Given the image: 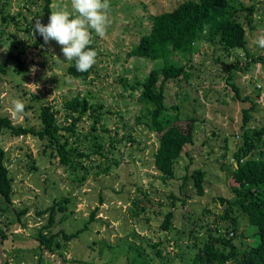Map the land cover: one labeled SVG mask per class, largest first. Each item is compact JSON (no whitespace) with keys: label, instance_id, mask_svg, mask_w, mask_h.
Returning a JSON list of instances; mask_svg holds the SVG:
<instances>
[{"label":"rangeland","instance_id":"374dc122","mask_svg":"<svg viewBox=\"0 0 264 264\" xmlns=\"http://www.w3.org/2000/svg\"><path fill=\"white\" fill-rule=\"evenodd\" d=\"M181 1L110 0L107 33L99 37L92 32L96 63L91 77L82 82L66 74L69 61L56 41L45 44L38 33L35 36L32 33L36 18L46 24L43 0H0L3 10L0 11V62L7 52L24 50L21 54L24 65L18 71L15 60L7 62V73L0 81V112L8 114L14 123L38 128L39 107L50 103L58 110V120L66 124L63 102L76 94L86 96L90 102L101 104V123L109 129L103 132L102 142L108 148L109 134L118 140L114 153H108V157L119 161L107 173L95 174L93 171L99 168L93 166L87 178L79 182L75 175H81L82 169L70 172L56 156L49 154L50 149L37 137L13 136L4 129L0 143L13 177V193L10 202L0 197V230L6 234L0 235V263L36 262L40 249L35 233L47 220V215H38L37 211L55 201H61L66 210L57 211L54 231L63 228L73 232L83 226L91 211L98 209L94 219L69 242L64 253L45 252L43 264H183L192 255L194 242L205 238L206 225L216 221L222 210L212 198L233 196L230 162L238 141L236 135L241 132V109L249 102L235 98L236 93L226 78L228 65L244 61L245 52L235 49L227 54L219 46L203 41L189 56L171 55L172 60L187 67L191 76L189 81L172 79L166 84L167 104L178 105L183 122H187L184 117L195 118L194 141L185 145L175 164L173 179L163 181L153 167L157 138L144 125L150 105L139 99L140 89L123 85L134 84L135 78L143 79L156 64L126 54L140 35L148 32L150 15L170 10ZM240 1L246 4L254 0ZM262 8L263 4L253 16L257 18L256 27L247 30L248 50L256 55H264V48L256 43L264 35ZM52 9L71 11V2L52 0ZM33 65L37 68L34 74L29 72ZM230 81L238 86L241 97L248 96L254 103L250 124L255 128L263 126L264 64L257 62L245 71L234 70ZM17 100L25 105L21 114L14 111ZM89 126L86 117L77 124L81 137L89 131ZM98 130L103 131L100 126ZM92 158L95 164H106L104 158ZM86 164L93 163L86 161ZM196 168L205 171L202 196L196 193L192 178L182 185L181 176ZM171 194L179 198L174 205L170 204ZM24 208L27 212L18 218L16 212ZM203 208L210 212L204 213ZM170 209L174 210L172 224L167 230L161 229L160 220ZM139 213L141 221L135 217ZM146 213L152 216L148 222L143 218ZM237 215L243 222V215ZM255 228L249 224L240 226L247 235L245 244L257 243ZM136 239L142 242L161 239L162 256L169 258V262L152 258V251L142 250L145 246L130 250L129 244Z\"/></svg>","mask_w":264,"mask_h":264},{"label":"trees","instance_id":"16d2710c","mask_svg":"<svg viewBox=\"0 0 264 264\" xmlns=\"http://www.w3.org/2000/svg\"><path fill=\"white\" fill-rule=\"evenodd\" d=\"M236 0H182L170 10L156 12L150 15V26L148 32L140 35L139 40L131 46L126 53L127 56H134L149 59L156 62L151 67L143 79L134 80V84L124 82V86L132 89H140L139 99L149 104L144 125L156 134L157 147L153 152V167L158 173V177L163 181L176 177L175 164L178 158L184 153V147L194 141L195 126L193 117L182 118L179 116L178 105L167 104L165 95L166 84L172 79H184L189 81L191 73L184 64L172 60L173 53L189 56L197 49L200 42L206 41L211 45H217L225 53L230 50L239 49L245 52L244 61H235L228 65L227 82L234 89L236 99L242 102H249L248 106L241 109L240 134L236 137L235 149L232 153L231 176L234 184L231 186L233 196L213 197L216 205L221 207V214L212 224L206 225L207 235L202 241L194 242V249L190 258H186L183 264H264V125L255 128L250 124L252 121L251 111L254 103L248 96L241 97L238 86L231 82L234 70H247L253 63L264 64V55L252 54L247 47V30L252 31L256 27L254 14L263 4L262 0H254L244 3ZM0 11L3 12L2 9ZM42 11L46 24L49 15L53 12L52 0H43ZM5 17V16H4ZM260 18L258 19V22ZM246 27H248L246 29ZM145 29L144 31H146ZM97 52L94 42L89 46ZM20 52H7L6 57L0 62V81L7 73V62L15 60L17 66L15 70L24 64ZM95 64L87 72H78L74 62H69L66 66V74L74 79L85 82L94 71ZM64 119L66 124L58 120V110L50 103L41 104L39 107V127L14 123L8 114L0 112V137L7 129L13 136L33 135L38 140L44 142L49 148V154L58 158L60 163L76 173L82 169L81 175L76 174L75 178L83 182L94 167L93 173H107L119 161L113 157H108V153H114V145L118 142L114 136L109 134V146L104 147L102 142L103 132H109L101 123V104L92 103L86 96L74 95L63 102ZM1 109V94H0ZM90 120L89 131L82 137L79 134L77 124L84 118ZM186 118V119H185ZM139 121L140 118L137 117ZM102 127L100 132L98 128ZM1 141V138H0ZM86 144H85V143ZM45 154L46 149L43 148ZM187 154V153H186ZM104 158L105 165L97 163L92 157ZM6 151L0 143V197L8 202L11 201L13 193V177L6 164ZM86 161L93 163L91 166ZM95 164V165H94ZM94 166V167H93ZM33 168L35 166L32 165ZM185 169H187L185 167ZM200 196L204 194L205 171L202 168L194 169L190 174L184 173L181 176L182 185L190 178ZM171 205L179 198L173 194ZM67 201V198H65ZM185 202V200H181ZM97 207L91 211L90 217L81 228L73 232H67L63 228L54 231L57 211L64 212L66 207L61 201H55L52 205L37 211L38 215H47V220L35 233L37 247L40 249V256L32 264H43L42 255L45 252L60 254L64 253L69 242L75 238L80 231L87 228L94 219ZM144 211L145 209L142 208ZM143 211L141 212L143 214ZM204 213H209L207 208H203ZM27 212V209L17 211V217ZM135 217L141 221L138 215ZM241 213L243 222L238 218ZM158 215V214H157ZM174 210L170 209L160 220L159 227L167 230L172 224ZM149 221L152 216L146 213L143 217ZM160 216H158V219ZM219 221L225 222L220 224ZM252 225L256 231L257 243L255 245L245 244L247 235L240 226ZM0 235L5 237V232L0 230ZM199 243V244H198ZM162 240L151 242L149 239L142 242L137 239L129 244L130 250L142 248L144 252L152 251V258H159L164 262H169V258L162 256ZM0 264H9L4 260ZM169 264V263H168Z\"/></svg>","mask_w":264,"mask_h":264},{"label":"clouds","instance_id":"9594fccd","mask_svg":"<svg viewBox=\"0 0 264 264\" xmlns=\"http://www.w3.org/2000/svg\"><path fill=\"white\" fill-rule=\"evenodd\" d=\"M71 11L57 10L49 15L48 23L39 18L32 23V33L43 38L45 44L56 41L61 46L66 61L74 62L76 71L87 72L96 63L97 52L90 48L92 32L104 37L110 24V0H70ZM33 22V20H32ZM256 43L264 48V35L257 38ZM37 70L33 65L29 72ZM25 105L17 100L14 111L24 112Z\"/></svg>","mask_w":264,"mask_h":264}]
</instances>
